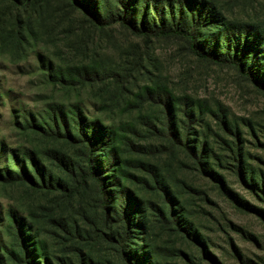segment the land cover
Returning <instances> with one entry per match:
<instances>
[{
	"label": "rangeland",
	"instance_id": "obj_1",
	"mask_svg": "<svg viewBox=\"0 0 264 264\" xmlns=\"http://www.w3.org/2000/svg\"><path fill=\"white\" fill-rule=\"evenodd\" d=\"M211 2L231 24L264 28V0ZM60 7H65L60 0H33L27 8L0 0V172L18 173L14 155L33 151L46 171L41 175L25 157L27 169L39 183L43 178L53 186L0 182V264H21L9 212L25 223L32 249L45 248L50 264H118L111 240L118 224L105 222L94 184L79 183L67 169L79 173L85 168L86 147L24 127L27 121H49L55 105L68 111L79 105L88 123L115 133L116 167L102 172L112 207L120 211L114 203H123L121 192L129 191L135 208L145 211L136 215L129 241L136 264H156L154 259L160 264H264V198L242 182L229 148L241 147L249 175L262 186L264 92L233 69L198 61L174 40H144L120 29L86 37L77 20L70 33L54 15ZM55 66L71 69L74 80L50 82L47 73ZM86 67L104 81L82 83L78 75ZM149 82L167 83L177 98L188 95L215 112L192 126L188 141L199 151L207 141L210 162L227 190L154 129H162L163 114L146 99L143 87ZM225 116L232 132L221 121ZM142 162L154 166L152 173ZM156 180L176 200L180 219L194 227L185 229H194L192 235L201 236L207 250L162 221L161 212L168 218L169 211Z\"/></svg>",
	"mask_w": 264,
	"mask_h": 264
},
{
	"label": "trees",
	"instance_id": "obj_2",
	"mask_svg": "<svg viewBox=\"0 0 264 264\" xmlns=\"http://www.w3.org/2000/svg\"><path fill=\"white\" fill-rule=\"evenodd\" d=\"M11 2L27 8L30 2L33 3V0H11ZM60 2H63L65 7L58 8V14L54 13V15L59 16L58 19L70 27V33L75 30V21L77 20L80 28L86 31V37L120 29L132 37L144 40H174L183 44L189 54L198 61L233 69L264 92V78H260V74L264 73V28L231 24L219 6L211 0L197 3L191 2V0H180L177 3L171 0H60ZM190 2L191 6H189ZM47 75L52 83H61L68 79L72 82L75 76L71 69L61 66L50 68ZM78 76L81 77L82 83L90 84L105 79L97 71L92 70L91 72L88 67L84 69V73H80ZM143 88L148 102L156 104L163 114L159 121L162 129L158 130L155 127L154 129L162 135L164 134L163 136L172 146L187 153L191 161L202 167L203 172L216 180L221 188L227 190L225 178L214 170L210 162L211 156L207 141L203 142L201 151L198 150L197 145L193 146L188 141L192 126L200 122L201 117H206L208 112L211 115H215V112L208 107L207 103L203 104L201 100H195L188 95L181 99L177 98L167 83L149 82ZM72 109V111H68L62 105L52 106L49 121L45 118H42L41 121H27L24 127L43 137H48V139H63L67 143H80L86 147L85 168L76 173L72 167H67L69 175L79 183L94 184L104 211L105 222L108 224L115 221L118 224V229L111 237V240L116 244L118 264H136L137 261L132 257L129 249V241L132 239L130 236L137 225L136 215L144 214L145 211L135 208V201L130 197L129 191L121 192L122 196L125 194L123 203H114L121 208L120 211L117 207H112L108 186L102 172L106 166L108 168L116 167L115 155L118 154V151L114 145L113 135L115 133L104 131L102 126L96 122L88 123L79 105L73 106ZM183 118L185 122L181 121ZM221 121L227 130L232 132L233 126L226 116ZM229 148L234 153L230 159L237 163L235 166L242 182L253 194L259 198L261 195L264 198V178H261L262 186H260L256 182V177L253 174L249 175L247 164L240 158L241 147H237L238 151ZM22 154L21 158L14 155L19 172L11 173L6 170L5 175L0 172V182L15 184L26 181L36 189L53 188L51 185H46L43 178L41 179L42 183H39L27 169L24 163L25 157L38 173L43 175L46 171V168L38 162L36 154L33 151H25ZM99 155H102L103 159ZM141 166L150 173H152L150 169L154 168L144 162L141 163ZM117 171L122 175L124 170L118 168ZM124 173L129 176L127 171ZM144 182L147 185L149 183L146 179ZM155 185L162 192L163 200L169 211L168 218L165 212H161L160 215L165 225L183 232L186 238L201 244L207 250L204 239L201 236L192 235L194 229H185V226L193 227V225L180 219V212L175 208L176 200L170 196L171 194L163 182L156 180ZM9 217L15 229L14 236L17 245L21 250L20 263L41 264L37 259L43 258L47 264H50L43 246L34 249L30 246L25 223L19 220L13 212H9ZM154 261L156 264H160L156 259Z\"/></svg>",
	"mask_w": 264,
	"mask_h": 264
}]
</instances>
